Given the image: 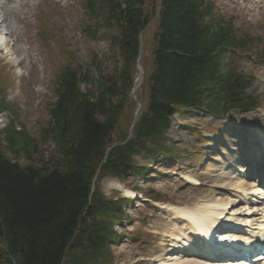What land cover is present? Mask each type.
<instances>
[{
    "label": "trees",
    "instance_id": "1",
    "mask_svg": "<svg viewBox=\"0 0 264 264\" xmlns=\"http://www.w3.org/2000/svg\"><path fill=\"white\" fill-rule=\"evenodd\" d=\"M110 16L115 8L120 28L118 43L124 65L115 75L100 71L95 91L75 93L54 112L52 131L56 152L52 165L20 164L24 133L13 127L0 131V264H107L109 243L115 236L108 211L121 216V203L93 195V209L86 210L96 166L115 137L121 107L112 97L126 95L134 72L139 34L155 15L142 6L147 0H106ZM162 11L153 47V72L148 78L149 101L133 130V137L110 152L103 173L125 178L132 170V157H153L167 150L165 133L175 107H215L219 90L228 87L225 99L241 103V77L220 72L218 63L226 47H239L242 40L211 20L201 0H162ZM214 29V31H213ZM129 80V82H128ZM219 88V89H218ZM120 90V91H118ZM205 101L207 103L204 105ZM66 103V104H65ZM104 116V122L97 116ZM5 146L10 158L5 152ZM145 168H140V172ZM87 211L89 213L87 214ZM92 212V213H91ZM85 214V216H83ZM95 214L100 222H86ZM115 218V219H116ZM82 223L78 240L73 233ZM86 222V223H85ZM73 252L67 254L72 247Z\"/></svg>",
    "mask_w": 264,
    "mask_h": 264
},
{
    "label": "rangeland",
    "instance_id": "2",
    "mask_svg": "<svg viewBox=\"0 0 264 264\" xmlns=\"http://www.w3.org/2000/svg\"><path fill=\"white\" fill-rule=\"evenodd\" d=\"M217 8L222 11L223 13H226L225 17L228 19H233L235 24L240 28L235 25V27L238 29V33L241 35L242 32H246L247 35L250 36H256L257 38L264 36V15H259V14H251L249 9H243L242 7H239L236 3H234V0H232V3L230 0H215ZM156 22L157 20H153ZM153 27L151 26L150 31L145 33V40H144V49H143V56L141 59V65L143 67V81L142 84H140L138 92L136 93L135 96L132 95L131 91L129 90L126 94V96L122 99V105L124 106L123 111L120 115V118L118 119L117 127H116V132H115V137L113 139L114 143L120 142L123 139H125V135H129L128 131H130V127L133 124V121L135 119L136 114L138 113V102H140L143 106L142 111L145 109V105L147 103L148 99V92H147V82L149 75L152 74L153 72V46H154V35L157 31V23H154ZM247 27H251L253 31H248ZM242 32H241V31ZM105 34L110 37L109 31L107 32L106 28H103L101 30V36L103 37V40L97 41V43H94V46L92 48H95V50L100 52L102 54V57H100L103 60V68H107L109 71L112 70L113 68V63L112 60L110 59V52H109V46L107 40L104 38ZM105 39V41H104ZM264 42V37L263 40ZM82 50L87 55V49L86 46L83 44L82 45ZM264 50V49H263ZM10 51V49H9ZM89 59V54L87 55V60ZM99 60V59H98ZM100 61V60H99ZM251 58L248 60H245L243 62V66L247 68V70H250L253 68L254 71L260 70L261 72H264V67L263 69L259 67H254L251 63ZM264 61V55L263 57L259 60ZM9 62V61H8ZM0 67H3V64L0 63ZM12 69V68H11ZM9 71V70H8ZM15 70L13 69V73L11 72L12 76V81L19 84L20 83V77L26 76L23 74V76H17L14 72ZM137 73V71H136ZM1 75V73H0ZM44 81L48 80V75H44ZM40 83H35L36 86H39ZM45 84V82H44ZM255 87L250 90L251 93L259 92L260 94H263L264 92V86H260L261 90H259V86L254 85ZM19 96L21 94H16L12 95L14 96ZM30 98V97H29ZM263 103V108L260 110L256 111H249L246 113H232L230 116H226V119H223L224 121H233L236 123L238 126L241 128L244 126L243 125V119L248 118L252 120H260L264 123V98L262 99ZM138 101V102H137ZM35 102L29 101L27 102V105L30 106L34 104ZM182 109H180L179 113H182ZM193 113V112H192ZM181 114H177L174 117V121L172 123V127L168 133V137L173 139L174 141L176 140H181V143H179V149L181 152L183 150H188V153H184L182 156V159H180L178 164L174 165H169L167 168L164 166H158L161 170L167 169L168 172H171L172 174L170 177H164L160 180H158V183L150 180L146 182H141L140 184L143 186L144 184L146 185V190L148 191L151 187L155 189H161L163 194L166 196L167 200L170 201L169 203L172 205H178L179 207H194L195 205H201L203 201H207V199L216 198L215 196V189L214 185L216 184L214 178H208L207 174L206 177L199 175V178L201 180V183L204 185L200 186H188L184 182L180 181L178 177L174 176L177 174H181L182 176H187L190 173H194L196 170L191 169L190 171H187L188 167H194L200 160L198 157H196V154L194 153V148L198 147L196 144V137L192 136L191 138L188 136L190 132L192 131L189 129V127L193 128V131L197 128L202 131L205 126H218V124L221 122V120L214 118L210 115H203L204 117H189V114L187 115L188 119L185 120L184 118H180ZM43 109H40L38 107H32L28 108L25 112L24 119L26 120L27 124L29 126H34L36 122L40 119L43 118ZM201 118V119H200ZM184 120V121H183ZM4 126L3 123H0V127ZM214 126V127H215ZM223 129V128H222ZM212 136V135H211ZM230 138H226L227 142ZM48 149V148H47ZM46 148L41 151H46ZM205 152H203V157H205ZM49 154V151L47 155ZM33 155V164L36 166L38 165L39 167H48V165L52 164V157L51 153L46 156V152L38 154L34 153ZM202 157V158H203ZM22 160V159H21ZM135 163L137 164H142L146 163L142 158L140 157H135L133 158ZM22 162L26 163L24 160ZM207 159L203 160L202 164H206ZM23 163V164H24ZM148 163V162H147ZM181 167V168H180ZM212 167V163H209L208 168ZM218 167V166H216ZM186 168V169H185ZM130 171H128L129 173ZM131 174V173H130ZM208 180L210 182H208ZM140 179L137 175L132 173L131 176H127L124 179H115L112 177H105L101 181H99V187L101 188L103 194L108 197V199H114L117 197V193L115 192V184H120L121 187L130 189L133 186H136L137 183H139ZM236 181V180H235ZM233 183H237L232 181ZM159 184V185H158ZM159 187V188H158ZM148 189V190H147ZM145 196V193H142ZM140 206V205H139ZM130 216L133 218V220L128 219L122 226H118L116 228L118 233H121L122 239L119 241L118 245H114L112 247V256H113V262L112 264H138L141 260V258L149 257L153 252L152 249L156 247L157 244L153 242L154 245H152L153 248H146L148 244L146 245H137V244H132V237L136 236L137 229L145 227V230L148 231L149 229L156 230L158 234L162 235H157L158 239L161 241L162 237L164 235L169 236L171 239H175L177 241L180 240V242H183V236H174L178 235L179 231H177L175 228H179L177 225V222L180 223V221H176L174 218L176 216L172 211H169L168 214L164 213L163 211L161 212H154L150 211L147 205H141L139 209H126ZM139 210H142L143 214H140ZM147 213L151 216L152 218L147 219L148 224L144 226L141 221L136 222V220H142ZM125 220V219H124ZM134 231V232H133ZM174 244L175 242H171L169 240L167 244ZM74 254H78L75 252ZM180 257L178 258V262H180Z\"/></svg>",
    "mask_w": 264,
    "mask_h": 264
},
{
    "label": "bare ground",
    "instance_id": "3",
    "mask_svg": "<svg viewBox=\"0 0 264 264\" xmlns=\"http://www.w3.org/2000/svg\"><path fill=\"white\" fill-rule=\"evenodd\" d=\"M234 165H239L237 160ZM228 174L230 172L226 173H219L217 174L218 179L216 182V187L221 188L224 190H220V192H223V194L228 191H241L242 197H243V204L245 205L244 208H242L243 213L245 211L244 216H251L252 212H258L260 210L263 211V209H260L256 206H249L246 202L251 201L249 200V197L252 195H255L256 189L252 191L254 186L249 187L248 183H245L242 185L240 182L237 186H234L231 184L230 179L228 178ZM189 180L194 181L195 179L191 176L187 177ZM242 185V186H240ZM256 186V185H255ZM115 188H120V184H115ZM225 199H219V200H209L206 202H202L200 207H193L191 209H184V210H178L177 208H174L175 214L180 215L181 218H184L186 220V224L190 227V238L195 241V244H190L189 242H184L183 246H186V251L190 252L191 254H197V256H201V258H205L209 260L207 257H210L215 254V252L218 251H226V252H233L238 251L239 246L242 245H249L245 243H252L256 242V240H253V237L246 238V235L249 233H252L251 236H258V228L261 230L264 228V219L262 217V212H259L252 217H258L254 218L253 220H247L246 223H243V218L241 217L242 213L238 211L236 208L239 207V205H236L235 200L229 198L228 193L225 195ZM253 199V198H252ZM253 209V211H252ZM231 211H234L233 213ZM237 214H241L237 218ZM251 219V218H249ZM240 222V223H239ZM220 226L222 230H226V232H223V234H215L211 233V229L215 228L216 226ZM231 225H239L240 227H248V232L246 235H239L238 233H233L228 230V226ZM215 226V227H214ZM253 228V229H252ZM181 236V235H178ZM196 238L198 240H196ZM230 238L232 239L229 241L231 245H229L231 248H225V247H219L223 242L217 243L216 240L220 239H226ZM253 240V241H250ZM263 241V240H262ZM175 246V245H174ZM179 246V251L182 252V247ZM178 249L177 247L173 248V251H176ZM191 255V258L188 257H180V262H175L174 264H205L200 263V260H197L196 257ZM179 258V257H178ZM178 258L173 257L170 260L172 261H178ZM208 264V262L206 261ZM226 262H221L220 264H224Z\"/></svg>",
    "mask_w": 264,
    "mask_h": 264
}]
</instances>
